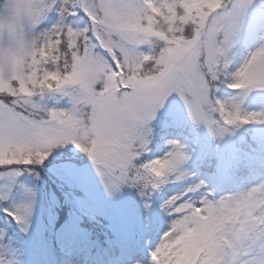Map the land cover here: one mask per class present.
I'll list each match as a JSON object with an SVG mask.
<instances>
[{"label": "snow or ice", "instance_id": "6c2138e0", "mask_svg": "<svg viewBox=\"0 0 264 264\" xmlns=\"http://www.w3.org/2000/svg\"><path fill=\"white\" fill-rule=\"evenodd\" d=\"M252 0H18L16 17L8 24V43H0V166L42 164L60 145L73 143L88 154L111 194L125 184L144 181L159 189L169 174L180 171L188 159L182 145L170 141L165 158L136 161L148 151L145 127L155 119L167 98L178 93L196 124L210 130L220 122L239 126L264 123V114H242L240 105L211 101L212 82L248 93L264 89V46L257 48L234 74L229 73V50L236 43L240 20ZM59 20L39 44L28 38L47 13ZM83 14L87 24L78 27ZM26 18V21H25ZM162 24L169 27L165 31ZM191 25V27H189ZM3 36L0 35V39ZM153 39L161 41L153 50ZM66 46L63 68L42 67ZM153 63L156 70L140 75ZM136 68V72H130ZM59 93L69 98L68 108H48L19 98ZM230 104V107H229ZM47 153V155H41ZM162 165L157 174L153 161ZM187 175L180 171L176 178ZM203 185L189 188L194 192ZM264 184L243 197H205L197 205L173 197L167 202L176 219L152 251L153 264H264ZM209 229L201 223L217 207L236 209ZM8 211L26 223L30 206ZM202 229L200 238L190 233ZM217 231L220 233L217 234Z\"/></svg>", "mask_w": 264, "mask_h": 264}, {"label": "rangeland", "instance_id": "374dc122", "mask_svg": "<svg viewBox=\"0 0 264 264\" xmlns=\"http://www.w3.org/2000/svg\"><path fill=\"white\" fill-rule=\"evenodd\" d=\"M17 2L18 0H5L0 7V35L3 36V38L0 39V43H3L5 46L7 45L9 39L8 24L16 17L14 5ZM263 16L264 6L261 7L258 0H252L251 5L246 11V14L240 20V30L235 37L236 43L228 52V56L231 61L236 59V56L240 51L238 50V47L246 41L248 35L251 33V28ZM162 27L165 31H167L164 25H162ZM27 31L29 33L32 30L31 28H28ZM160 45V40L153 39L150 47L153 50L158 51L160 49ZM261 46H264V38L259 46L252 49L248 57L241 59L240 67H242L250 55ZM241 92L243 93L242 96L244 99L241 101L242 104L245 103L246 100L250 98V96L264 95V89H255L248 93L243 91ZM38 96L45 99L48 98L53 102V105H55L54 107L57 108L62 106L61 104L64 103V100L70 104L69 98L62 96L59 93H50L47 95ZM38 96L34 97L37 98ZM252 112L262 114L264 112V104L261 103V105L254 108ZM165 113L183 117L184 119L181 122H183L185 125L189 123V127L191 126L193 132L191 134L183 133L184 131L178 130L173 126V122L166 120L156 131L155 136H153H157L166 140V143L164 145H160L159 142L156 141L153 144L155 146L156 153H153L150 158H146V162L156 158L167 157L172 151V145L169 143L170 141H176L182 145L188 156V159L184 160L179 166L180 171L186 173L187 175L181 179H177L176 177L180 175V171H173L169 174V177L166 181L168 184L167 188L169 193L167 202L176 196L181 197L182 200L192 201L197 205H199L205 197L210 200H218L215 198V193L218 190V186L214 171H210L205 168L203 163L206 162V156L219 149L218 145L216 144L218 138L217 135L221 137V143L225 148L228 150L231 148L235 149V135L240 134V129L231 125L223 127L219 126V129H217V126L214 125L213 130H210L206 124H196L187 111V106L184 102V99L178 93H173L167 98L164 106L157 112L156 117ZM154 120L155 119L148 123L144 132H148L149 134L151 133V130L153 131L152 124ZM147 140L149 141L148 152H154L150 149L152 148L150 142L151 140ZM71 145L72 143H68L64 146L67 149H70ZM145 154L146 152L144 155ZM80 159L81 158H79V160ZM82 159H88V162L83 165V162L79 163L76 159H71L68 161L61 160L60 163H57L58 161L53 163V161L57 160L55 159L51 162L50 167L52 166V170L65 185L67 184L72 188L78 187L77 189L82 193L81 195L84 198L85 207H87L89 210L96 211L100 216L109 219L114 227L118 228L119 246L123 249H126L127 251L124 252L123 257L120 261H118L117 264H153L152 259L145 260L140 258L135 251H130L129 247L134 245L135 248L150 244V242L155 240L157 237L156 235L158 234H161L163 237L164 234L170 230L172 223L176 219V216L173 214L172 207L166 202L167 215L165 219L156 222L152 217H149L147 219V233L138 236L133 226L134 217L132 216V203H136L137 201L142 202L145 200V198L147 200L149 197H153L152 192L150 193L149 190L150 184L146 185L144 181L136 183L135 186H132L131 184H125L120 188L119 191H115L110 194L105 188L104 181L97 172L96 165L90 156L87 154ZM236 162H238V159ZM136 163L138 165L142 164L139 158ZM49 171L51 170L49 169ZM24 173L25 170L21 169V167L16 166L4 169L3 166H0V197L2 199L9 202L11 198L16 199L20 197V195L18 196V194L15 192V187L20 179L19 177ZM44 184L45 183L43 182V185ZM201 184L203 185L201 188L194 192H188L189 188H194L196 185ZM261 184H264V178L260 180H254L251 184V188L257 187ZM52 198H54L55 201L57 200L56 197H54V194ZM162 237L160 240H158L156 248L159 246ZM72 249L74 250V248ZM60 258L61 257H58L57 255L54 256V259L56 261L58 260V264H86V255L78 251H72L70 257ZM59 259L61 260L60 262Z\"/></svg>", "mask_w": 264, "mask_h": 264}, {"label": "trees", "instance_id": "16d2710c", "mask_svg": "<svg viewBox=\"0 0 264 264\" xmlns=\"http://www.w3.org/2000/svg\"><path fill=\"white\" fill-rule=\"evenodd\" d=\"M2 2H0L1 5ZM55 13L54 15L52 13ZM47 14H50L49 19V27L50 30L55 26V24L59 20V15L57 11H51ZM48 19L46 16L43 19V22L39 25V27L28 33V38H35L38 41V46L40 44L39 31L41 30L42 24ZM76 24L78 27H84L83 20L80 17ZM166 30L168 29L167 24H163ZM256 32L254 34V38L259 37L264 34V20L259 22L255 27ZM50 35V33L48 34ZM258 39V38H257ZM251 45V42L248 46ZM247 45H245L246 47ZM66 46H62L61 50L54 53V55L61 56L62 51ZM63 61L60 62L59 65L56 63L49 61V63L42 65V67L48 68L50 70H54L56 67H62ZM214 83L211 85V89L214 86ZM7 102H10L11 97H3ZM21 103L24 100L34 101L37 104H42L43 106L52 105L53 102L51 100L41 98L38 96L37 98H19ZM234 99V97L232 98ZM45 100V101H44ZM211 101H213V95L211 96ZM249 112V111H248ZM59 150V147L57 148ZM41 155H47V153H42ZM50 155L48 156V158ZM31 178H28L27 175H24L19 180L17 185V191L26 192L25 197L26 200H17L16 210L20 209L22 206H30L31 214L26 217V223H23V232H19L16 229H12V234H6V226L2 217L0 215V264H49V253L51 250V241L48 238L47 230L43 225V221L45 218V214L48 211L49 202L45 198L43 194H38L36 192V188H34V181L36 178V173L31 174ZM55 209V219L59 223H62V229L66 235L70 232L75 231V238H80L84 241L91 240V233L85 227V223L81 221L77 216L73 213V210H63V208L59 206H54Z\"/></svg>", "mask_w": 264, "mask_h": 264}, {"label": "clouds", "instance_id": "9594fccd", "mask_svg": "<svg viewBox=\"0 0 264 264\" xmlns=\"http://www.w3.org/2000/svg\"><path fill=\"white\" fill-rule=\"evenodd\" d=\"M160 47H161V45H160ZM65 55H68V56L71 55V50L68 49L67 47H65L62 51V55L60 56L61 61H63ZM61 68H63V66ZM155 70H156V65L153 63H145L142 68L138 69L140 75L151 74ZM129 71L130 72H136L137 69L136 68H130ZM36 91H37L36 96H38L39 95V89H37ZM45 95H47V94H45ZM216 114H218V116L221 117L220 113H216ZM152 163H153V171L158 174L162 169V165L159 164L158 160L153 161ZM248 191L249 190H240L237 193L232 194V195H228V196H232L234 198H241ZM258 195H259V199L264 200V192H261ZM246 206L247 205H245V204H241L236 209H232L230 207H224V206L217 207L214 210L213 214L209 215L206 219L201 218V223L203 225H206L209 229H212V228L218 226L219 221L224 219L227 214L231 213L233 215H237V214H239V212L243 211ZM217 234L219 235L220 233L217 231ZM202 235H203V232L199 226L197 227L196 231H193L190 233V236L192 238H200Z\"/></svg>", "mask_w": 264, "mask_h": 264}]
</instances>
